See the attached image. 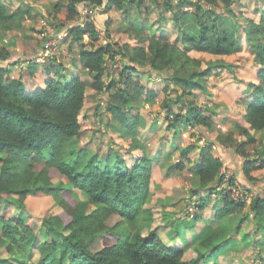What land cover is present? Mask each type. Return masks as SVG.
Masks as SVG:
<instances>
[{
    "label": "trees",
    "instance_id": "obj_1",
    "mask_svg": "<svg viewBox=\"0 0 264 264\" xmlns=\"http://www.w3.org/2000/svg\"><path fill=\"white\" fill-rule=\"evenodd\" d=\"M132 2H136L137 7L144 5L143 0H63L55 6L60 18L68 23L78 15L79 4L95 12L98 6L104 5L102 13H106L113 8L129 12L128 6ZM232 2L178 0L179 7L194 6L193 24L182 29L173 39L134 28L141 31H137V38L142 43L129 47L125 42L119 46L125 60L121 61L117 80L106 79L105 57L114 59L119 50H115L109 42L97 41L99 31L90 19L85 25L67 26L69 44L77 46L81 68L91 80L89 84L78 74L67 77L63 72L64 64L54 63L52 56H46V61H37L36 57L43 53L44 47L38 49L37 43L23 45L21 52L26 57L20 73L14 75L10 64L0 65V152L4 153V156L0 155V197L12 194L22 197L27 194L52 195L59 198L66 214V219L60 214L43 218L46 238L35 245L41 236L36 224L20 218L13 219L11 224L8 211L1 212L2 235L10 238L4 248L6 254H13L15 249H19L30 256L37 249V264H196L197 259H183L182 247L170 248L156 233L142 235L138 230L141 217L147 211L144 204L150 194V158L139 156L128 164L118 151H114L112 158L110 153L98 157L78 145L77 136L81 128L79 113L86 97L87 84L96 93H103L122 79L124 86L111 94L107 104L113 117L125 129L134 131L138 118L130 116L126 105L138 102V94L130 93L129 87L136 82L135 75L141 72L151 71L152 74L153 71L164 70L175 85L182 87L183 93H190L192 89L205 90V75L215 67L228 64L214 59L202 68L201 61L188 51L194 49L224 55L236 49L234 30L224 26L222 17L212 9L222 4L224 9L230 10ZM166 7L172 16H180L176 10L172 11L169 0H166ZM179 11L181 15L186 13ZM21 13V10L9 11L7 4L0 0V36L20 27ZM56 20L59 26L64 23ZM246 33L261 70L258 73L259 82L251 83L252 98L246 102L244 120L250 128L258 130L264 128V14L258 21L251 20ZM85 34L89 40H85ZM11 57L12 52L0 48L1 60ZM11 64L20 65V61L15 60ZM37 65H41L46 78L42 86L28 91L25 84L28 78L35 76ZM167 112L175 123L194 127L203 121L204 126L211 125L210 116L204 115L198 107L189 109L188 114L173 113L171 108ZM240 131L248 141L254 140L246 126ZM138 147L139 143L131 145V149ZM199 148L195 189L211 190L213 183L222 179V160L212 153L210 144ZM189 151H192L190 146L182 150L186 161L190 159ZM258 161L257 167H264V156ZM254 162L255 159L249 157L244 160V173L248 179H251L249 170ZM184 166L183 162L178 165L181 169ZM55 173L60 177L57 181L53 178ZM229 183L233 184L232 178ZM66 192L73 196V203L66 200ZM76 192L82 193L85 198L76 200ZM243 204V201L227 198L223 206L216 210V217L234 215ZM250 209L256 217L262 216L264 196L253 197ZM112 218L116 221L110 223ZM212 233L213 230L207 233L200 243H209ZM106 236L113 242L102 244L101 238ZM217 245L214 243L210 247Z\"/></svg>",
    "mask_w": 264,
    "mask_h": 264
},
{
    "label": "rangeland",
    "instance_id": "obj_2",
    "mask_svg": "<svg viewBox=\"0 0 264 264\" xmlns=\"http://www.w3.org/2000/svg\"><path fill=\"white\" fill-rule=\"evenodd\" d=\"M58 1L63 0H4L9 11L21 10L23 13L20 27L0 36V48L12 52L10 59H0V65L10 64L14 75L20 73L26 57L21 52L23 45L37 43L38 49L44 46L43 53L36 57L37 61L52 56L54 63L64 64L63 72L67 77L78 74L89 84L91 80L79 62L78 48L69 44L67 26L85 25L87 19L93 20L99 31L97 41L109 42L115 50H119V46L125 42L129 47L142 43L137 38V31L140 30L134 28L173 39L182 29L190 28L193 24L194 6L179 7L178 0H169L172 11L176 10L180 15L177 17L167 9L166 0H143L144 5L140 7L136 6V2L129 4V12L113 8L102 13L104 5H101L96 12L92 9L87 13L88 10H83L85 6L79 4L78 15L68 23L60 18L55 6ZM212 9L222 17L224 26L234 30L236 49L224 55L194 49L188 51L201 61L202 68L214 59L228 64L215 67L205 75V90L192 89L190 93H183L182 87L175 85L164 70L135 75L136 82L130 84L129 92L138 94V102L126 105L130 116L138 118L132 131L125 129L113 117L107 104L111 94L124 86L122 79L103 93H96L87 84L86 97L79 113L81 128L77 142L98 157L110 153L109 157L112 158L114 151H118L128 164L139 156L150 158V194L144 204L147 211L138 225L142 235L156 233L168 247H182L183 259H197L196 264H264V214L256 217L250 209L253 197L264 196V167H257L258 160L264 156V128L252 129L244 120L246 102L252 98L251 83L259 82L258 73L261 70L246 31L250 28L251 20L258 21L264 14V0H233L230 10L224 9L222 4ZM179 10L186 13L181 15ZM56 18L64 23L57 25ZM84 38L90 39L86 34ZM180 46L185 48L183 44ZM122 52L119 50L114 59L105 57L107 80H117L121 61L125 60ZM15 60H19L21 65L11 64ZM36 71L35 77L27 79L25 86L28 91L41 86L46 78L41 65L36 66ZM193 107L210 116V126H204L203 121L194 127L182 122L175 123L167 112L171 108L173 113L188 114L187 111ZM244 126L254 137L253 141H248L241 133L240 128ZM133 143H139V147L131 149ZM204 144H210L212 153L222 160V179L213 183L211 190L195 189V166L200 159L199 146ZM188 146L192 151H189L190 159L186 161L182 150ZM3 154L0 152V155ZM247 157L255 159L249 170L251 179L244 173V160ZM181 162L185 165L182 169L178 167ZM54 175V181L60 179L57 173ZM230 178L233 184L229 183ZM62 180L66 181V178L62 177ZM233 187L243 193L244 204L236 214L219 219L216 210L223 206L224 200L236 199ZM64 196L70 203L74 202L73 196L67 192ZM74 198L83 200L85 197L76 192ZM60 204L59 198L52 195L27 194L22 197L12 194L0 197V213L8 211L11 224L17 218L36 224L41 235L35 243L37 245L46 238L43 218L60 214L66 219ZM114 221L116 218H112L110 223ZM1 228L2 224L0 251L3 252H0V264H37V249L30 256L19 249H15L13 254H6L4 248L10 238L2 235ZM211 230L213 235L209 243L201 244L203 237ZM111 242L110 237L101 238L102 244ZM214 243L218 244L217 247L211 248Z\"/></svg>",
    "mask_w": 264,
    "mask_h": 264
},
{
    "label": "built area",
    "instance_id": "obj_3",
    "mask_svg": "<svg viewBox=\"0 0 264 264\" xmlns=\"http://www.w3.org/2000/svg\"><path fill=\"white\" fill-rule=\"evenodd\" d=\"M87 8V9H86ZM83 10L86 12L87 10H88V12L87 13H89V12H91V8L90 7H88V6H85L84 8H83ZM82 10V11H83ZM82 13V12H81ZM83 14V13H82ZM83 15H85V14H83ZM235 192H234V194H235V196H236V199L235 200H239V201H242L243 199H244V197H243V193L242 192H240L239 190H237L235 187H233L232 188Z\"/></svg>",
    "mask_w": 264,
    "mask_h": 264
},
{
    "label": "crops",
    "instance_id": "obj_4",
    "mask_svg": "<svg viewBox=\"0 0 264 264\" xmlns=\"http://www.w3.org/2000/svg\"><path fill=\"white\" fill-rule=\"evenodd\" d=\"M2 1H4V0H2ZM100 16H101V15H100ZM20 65H21V63H20ZM35 76H36V75H35ZM35 76H34V77H35ZM32 78H33V77H32ZM42 85H43V84H41V86H42ZM191 227H192V226H191ZM191 227H189V229H190ZM194 235H196V234H194Z\"/></svg>",
    "mask_w": 264,
    "mask_h": 264
}]
</instances>
